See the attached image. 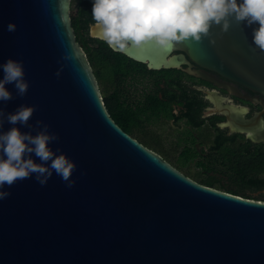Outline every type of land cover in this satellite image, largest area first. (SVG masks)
<instances>
[{
    "label": "water",
    "instance_id": "water-1",
    "mask_svg": "<svg viewBox=\"0 0 264 264\" xmlns=\"http://www.w3.org/2000/svg\"><path fill=\"white\" fill-rule=\"evenodd\" d=\"M229 19L227 33L214 24L201 42L113 51L152 70L181 69L188 57L264 95V51L252 28ZM9 58L23 61L30 88L21 97L14 84L5 85L14 98L0 108L7 114L35 105L29 124L50 125L60 137L50 147L78 167L72 188L55 173L44 186L34 175L5 186L11 195L0 200V264H264V201L188 178L110 117L76 40L71 0H0V65ZM13 126L5 121L0 132ZM257 140L264 141V129Z\"/></svg>",
    "mask_w": 264,
    "mask_h": 264
},
{
    "label": "flooded vegetation",
    "instance_id": "flooded-vegetation-1",
    "mask_svg": "<svg viewBox=\"0 0 264 264\" xmlns=\"http://www.w3.org/2000/svg\"><path fill=\"white\" fill-rule=\"evenodd\" d=\"M92 7L93 0H71V22L117 126L188 178L232 184V165L246 167L241 160L264 152V141L257 140L264 95L188 57L181 69L152 70L113 51L98 30L92 35Z\"/></svg>",
    "mask_w": 264,
    "mask_h": 264
},
{
    "label": "clouds",
    "instance_id": "clouds-1",
    "mask_svg": "<svg viewBox=\"0 0 264 264\" xmlns=\"http://www.w3.org/2000/svg\"><path fill=\"white\" fill-rule=\"evenodd\" d=\"M238 25L252 28L253 43L264 51V0H93L91 26L98 30L99 38L109 48L126 52L129 48H143L152 44L162 50H170L181 42H201L212 35L211 27L222 24L227 33L231 27L229 18ZM258 27H253L254 25ZM16 23H9L8 32H15ZM211 43H215L212 40ZM3 79L0 80V101L8 102L14 97L5 85L14 84L18 96H25L30 83L25 79L23 61L9 58L0 65ZM62 69L56 72L59 77ZM37 107L20 105L14 112L5 113L0 108V128L5 121L14 125L0 132V200L7 199L11 188L18 181L31 179L44 186L55 173L68 188L78 165L60 149L53 150L50 144L57 142L59 134L50 132V125L37 120L29 124ZM39 129L22 132L15 125ZM39 158V163L32 154ZM59 153V154H58ZM6 157V158H5Z\"/></svg>",
    "mask_w": 264,
    "mask_h": 264
},
{
    "label": "trees",
    "instance_id": "trees-1",
    "mask_svg": "<svg viewBox=\"0 0 264 264\" xmlns=\"http://www.w3.org/2000/svg\"><path fill=\"white\" fill-rule=\"evenodd\" d=\"M246 167L232 165L234 182L229 185L216 186L209 181L204 183L208 187L217 188L244 198L264 201V152L258 151L255 158L241 160Z\"/></svg>",
    "mask_w": 264,
    "mask_h": 264
}]
</instances>
